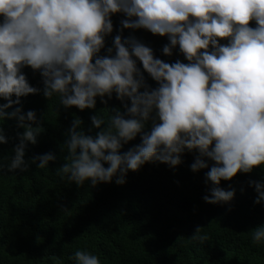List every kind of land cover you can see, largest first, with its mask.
<instances>
[{
	"label": "clouds",
	"instance_id": "9594fccd",
	"mask_svg": "<svg viewBox=\"0 0 264 264\" xmlns=\"http://www.w3.org/2000/svg\"><path fill=\"white\" fill-rule=\"evenodd\" d=\"M116 14L125 18L107 47ZM124 29L166 37L162 55L175 52L187 63L157 58L135 36L124 37ZM25 68L39 73L42 89L30 84ZM41 91L64 109L95 110L97 99L107 105L113 97L123 109L103 108L106 118L97 111L87 133L73 119L60 145L64 162L54 170L61 183L124 185L129 171L157 163L174 170L187 152L193 173L208 169L203 200L230 205L236 190L221 181L264 171V0H0V121L15 120L24 130L11 155L0 159V173L56 162L52 152L25 160L45 115L25 113L21 98ZM137 137L140 143L122 151ZM12 139L0 127V145ZM248 184L254 204L264 205V180ZM202 228L190 237L194 244L210 241ZM250 240L264 245V224L251 230ZM68 260L100 264L86 248Z\"/></svg>",
	"mask_w": 264,
	"mask_h": 264
},
{
	"label": "trees",
	"instance_id": "16d2710c",
	"mask_svg": "<svg viewBox=\"0 0 264 264\" xmlns=\"http://www.w3.org/2000/svg\"><path fill=\"white\" fill-rule=\"evenodd\" d=\"M124 18L122 14L112 17L114 30L106 38L107 47ZM250 26L255 25L250 22ZM129 35L151 47L165 62L180 59L187 63L175 52L172 57L162 55L166 37L143 29H124L123 36ZM23 71L32 86L43 88L39 73L30 68ZM145 78L156 86L146 73ZM21 101L25 113L33 110L38 119L45 115L41 121L44 131L36 145L28 146L25 160L48 152L57 160L48 169L30 165L27 173H0V264H53L52 256L63 264H73L68 257L84 248L97 255L100 264H264V245L257 247L250 240L251 230L264 224V205L254 204L256 193L248 184L249 180H264L259 167L253 173L238 172L231 181H221L225 190L229 184L236 190L230 205H211L203 200L208 169L193 173L190 165L194 156L187 152L174 170L157 163L129 171L124 185L113 182L91 188L64 184L54 170L64 162L60 145L73 119H81L87 133L91 115L99 111L106 118L108 110L103 108L123 110L120 102L113 97L107 105L97 99L95 110L64 109L58 98L49 101L42 91ZM0 127L13 137L0 145L2 159L11 155L18 142L16 133L24 130L16 127L15 120L0 121ZM138 143L139 137L122 151ZM197 227L210 236L205 245L190 239Z\"/></svg>",
	"mask_w": 264,
	"mask_h": 264
}]
</instances>
